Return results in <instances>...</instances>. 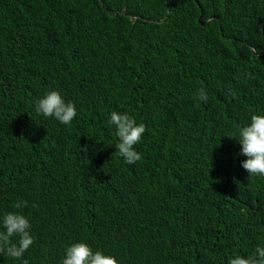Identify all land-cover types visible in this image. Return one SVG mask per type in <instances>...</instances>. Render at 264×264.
Returning <instances> with one entry per match:
<instances>
[{
    "label": "trees",
    "instance_id": "16d2710c",
    "mask_svg": "<svg viewBox=\"0 0 264 264\" xmlns=\"http://www.w3.org/2000/svg\"><path fill=\"white\" fill-rule=\"evenodd\" d=\"M47 90L75 104L69 125L35 112ZM114 110L145 125L134 166L115 151ZM253 114L264 0H0V214L22 212L33 237L0 264H61L78 241L119 264L253 254L264 177L232 137Z\"/></svg>",
    "mask_w": 264,
    "mask_h": 264
},
{
    "label": "clouds",
    "instance_id": "9594fccd",
    "mask_svg": "<svg viewBox=\"0 0 264 264\" xmlns=\"http://www.w3.org/2000/svg\"><path fill=\"white\" fill-rule=\"evenodd\" d=\"M255 53L256 51L253 50ZM197 98L207 102L203 89L198 90ZM35 112L43 118H51L61 125H69L77 114L74 103L66 101L57 90H47L34 102ZM107 124L114 128L115 151L126 165H135L141 159L136 150L143 139L145 125L126 112L111 111L107 115ZM232 137L239 145V155L245 157L240 166L248 176L264 177V114L251 115L248 122L238 127ZM24 201L14 204L16 209L25 206ZM33 244L31 225L28 217L19 211L0 214V257L22 260L25 252ZM61 264H119L118 259L101 250H93L87 243L78 241L64 250ZM228 264H264V245H258L254 253L248 256L230 257Z\"/></svg>",
    "mask_w": 264,
    "mask_h": 264
}]
</instances>
